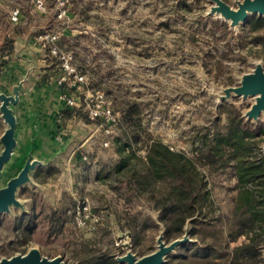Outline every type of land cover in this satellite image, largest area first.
Returning <instances> with one entry per match:
<instances>
[{"label": "rangeland", "instance_id": "1", "mask_svg": "<svg viewBox=\"0 0 264 264\" xmlns=\"http://www.w3.org/2000/svg\"><path fill=\"white\" fill-rule=\"evenodd\" d=\"M43 2L45 10L38 8L37 0H0L1 31L12 27L11 34L19 29L37 38L45 32L57 35L62 52H72L73 64L87 75V96L76 92L81 108L87 101L94 103L98 91L103 92L119 117V126L109 147L98 143L83 152L89 158L86 162L94 158L96 162L82 189L76 192L65 185L61 192L57 173L48 182L59 187L60 199L49 188L21 190V198L29 201V213L16 211L0 216V258L38 247L48 257L62 255L68 263L84 264L83 258L95 261L101 253L117 256L123 251L117 245L119 231L124 230L120 219L139 216L151 222L160 214L150 193L129 187L132 169L143 172L141 164L131 161L128 169L117 171L123 144L131 134L123 109L130 104L138 111L135 117L143 140L137 144L130 141L139 156L145 157L146 144L157 140L196 160L205 142L214 138L218 128H224L225 109L237 111L242 117L251 103L250 99H233L218 105L215 93L223 86L236 85V75L250 71L255 61L264 58L252 54L254 43L244 41L254 34L249 23L255 16L235 33L221 20L206 15L209 0H186L189 9L177 6L178 0ZM16 9L21 15L19 22L13 23L11 14ZM22 20L26 23L19 26ZM255 33L264 36V29ZM53 58L54 69H61L59 59ZM101 121L97 120L96 126ZM246 122L259 131L264 117L258 123ZM263 144L264 139L258 143L260 155H264ZM100 149L105 154L97 152ZM196 166L207 182L212 201L210 217L222 216L233 201L230 189L236 184L235 176L215 178L197 160ZM10 169L15 172V166ZM85 198L90 207L88 217L83 218L86 224L80 226L72 216ZM59 209L63 219L57 223L55 211ZM157 224L140 233L137 242L138 232L132 229L134 251L139 256L155 249L160 231Z\"/></svg>", "mask_w": 264, "mask_h": 264}, {"label": "trees", "instance_id": "2", "mask_svg": "<svg viewBox=\"0 0 264 264\" xmlns=\"http://www.w3.org/2000/svg\"><path fill=\"white\" fill-rule=\"evenodd\" d=\"M177 6L189 9L186 0H180ZM249 24L254 34L249 40L244 37V41L254 43L256 46L250 48L252 54L264 58V36L255 33L264 29V17L255 16ZM164 25L168 26V22ZM20 32L16 29L14 36ZM2 51L4 55L14 51L13 35L6 38ZM6 63L7 60H3L0 69ZM203 66L207 67V63ZM137 112L129 105L123 109L126 126L131 130L130 140L136 144L143 140L141 126L135 117ZM224 112V128H218L214 138L205 142V148L198 151L196 158L215 178L228 177L232 173L236 178V184L230 189L233 191L232 204L217 218L210 217L212 201L205 177L196 169L195 159L187 158L157 140L146 144L145 157L137 154L130 140L123 144L117 171L127 168L131 161L133 164L138 161L143 172L132 169L129 187L150 193L160 214L157 221L151 222L141 220L139 216L122 218L119 220L121 227L136 229L137 242L140 233L162 223L166 228L165 238L171 241L181 237L187 221L195 218L191 236L196 242L179 247L166 264H264V155L258 150V143L264 139V126L256 131L239 112L228 108ZM59 172L58 168L38 170L35 177L38 182L45 183ZM55 215L54 222L60 223L63 219L61 210H56ZM82 262L120 264L109 252L101 253L95 261L83 258Z\"/></svg>", "mask_w": 264, "mask_h": 264}, {"label": "water", "instance_id": "3", "mask_svg": "<svg viewBox=\"0 0 264 264\" xmlns=\"http://www.w3.org/2000/svg\"><path fill=\"white\" fill-rule=\"evenodd\" d=\"M209 3L210 6L206 15L226 23L228 28L235 33H238L251 17H264V0H234L232 4L225 0H209ZM253 66L250 71L236 75V85L223 86L215 95L218 105L230 102L233 99H241L242 101L250 99L251 103L244 110L242 117L246 121L258 123L260 118L264 117V61H255ZM33 69L34 66L23 74L11 90L5 89L0 80V117L5 124L4 131L0 136V216L14 214L16 211L29 213V201L21 198V190L27 187L43 190L35 177L38 169L56 165L64 174H67L66 158L75 146L82 143V138L75 136L61 151L46 158L35 154L36 143L34 137H31L27 153L19 161L15 159L14 153L18 145L17 107L23 103L26 91L25 84L29 80ZM80 145L82 149L85 146L84 150L89 151L92 148V137L88 139L84 146ZM261 149L264 152V144ZM11 165L15 166V172L10 169ZM194 219L190 218L187 221L184 234L181 237L171 241L166 240V228L164 224L160 223L155 249L142 256L134 251L133 230L129 228L120 230L119 238L122 239L123 251L114 256L116 261L120 264H166L169 256L174 254L179 247L196 242L191 236ZM0 264L71 263L66 262L62 255L48 257L43 254L40 248L31 247L25 253L1 257Z\"/></svg>", "mask_w": 264, "mask_h": 264}, {"label": "crops", "instance_id": "4", "mask_svg": "<svg viewBox=\"0 0 264 264\" xmlns=\"http://www.w3.org/2000/svg\"><path fill=\"white\" fill-rule=\"evenodd\" d=\"M24 23H26L25 20H22L18 25ZM11 28L3 31L0 28V64L3 60H7L6 65H3L0 69V80L4 88L11 90L22 75L34 66L29 80L25 84L26 91L23 103L17 107L18 145L14 153L15 159L19 161L27 153L31 137L35 139V154L39 157L47 158L56 154L75 136L82 138L80 144L84 146L96 129V124L92 123L83 112L76 92L83 94L85 97L88 92L84 87L73 91L71 94L78 103L75 107H68L63 97V92L66 90L57 84L61 69H54L53 56L42 46L36 36L28 32H20L13 36L14 51L11 54L6 53L4 55L2 47L6 42V38L14 35L11 34L14 32ZM61 112H63L62 122L58 123V114ZM4 128L5 124L0 117V136ZM80 144L75 146L66 158L67 174H64L58 168L60 171L58 185H61V192L65 185L70 186L76 192L79 188L82 189L86 185L88 174L92 171V165L96 162L95 158L91 162L81 159V154L88 151L84 150L85 146L82 149ZM97 152L105 154L103 149L97 150ZM49 168L57 167L52 165ZM46 169L48 168L38 170L44 171ZM48 181L50 182V179ZM48 181L45 183L37 182L40 183L44 191L49 188L60 199L62 193L58 192L59 187L56 189Z\"/></svg>", "mask_w": 264, "mask_h": 264}, {"label": "built area", "instance_id": "5", "mask_svg": "<svg viewBox=\"0 0 264 264\" xmlns=\"http://www.w3.org/2000/svg\"><path fill=\"white\" fill-rule=\"evenodd\" d=\"M37 5L39 9H46L43 0H37ZM20 15L19 9L14 10L11 14V21L13 23L19 22ZM37 39L53 57L55 56L59 59L61 65V75L57 80V84L66 90L63 92V97L66 100L67 106H77V100L71 93L73 91L80 90L87 85V75L78 70V68L73 64L74 55L72 52H62L59 40L60 38L57 35H51L45 32L44 34H40ZM110 104L111 102L105 99L104 93L98 91L97 100L94 103H92V101H87L83 106V110L86 112L88 119L92 123H95L99 119L102 120L101 123L96 126V129L91 135L92 145L97 146L96 144L99 143L102 147L107 148L111 145V142L116 135L119 126V117L114 114ZM62 117L63 112L58 114V123L62 122ZM81 159L83 161H88L89 158L87 154L82 153ZM89 207L88 198H85L82 203H79V206L74 212L75 214L72 216L77 219V223L80 226L86 224V221L83 220V218L88 217L87 213L89 212ZM121 242L122 239H120V242H118L117 245L122 248L120 245Z\"/></svg>", "mask_w": 264, "mask_h": 264}]
</instances>
